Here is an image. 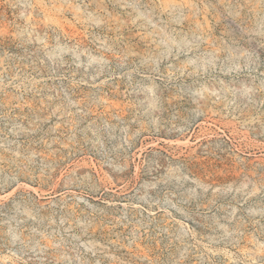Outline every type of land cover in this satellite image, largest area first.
Listing matches in <instances>:
<instances>
[{"label":"rangeland","instance_id":"1","mask_svg":"<svg viewBox=\"0 0 264 264\" xmlns=\"http://www.w3.org/2000/svg\"><path fill=\"white\" fill-rule=\"evenodd\" d=\"M0 264H264V0H0Z\"/></svg>","mask_w":264,"mask_h":264}]
</instances>
